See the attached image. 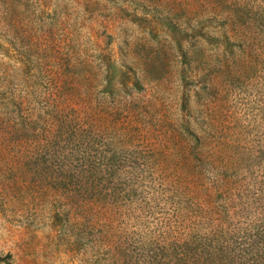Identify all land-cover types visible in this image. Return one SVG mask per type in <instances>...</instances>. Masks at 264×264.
<instances>
[{"label":"rangeland","instance_id":"obj_1","mask_svg":"<svg viewBox=\"0 0 264 264\" xmlns=\"http://www.w3.org/2000/svg\"><path fill=\"white\" fill-rule=\"evenodd\" d=\"M263 228L264 0H0V264Z\"/></svg>","mask_w":264,"mask_h":264},{"label":"trees","instance_id":"obj_2","mask_svg":"<svg viewBox=\"0 0 264 264\" xmlns=\"http://www.w3.org/2000/svg\"><path fill=\"white\" fill-rule=\"evenodd\" d=\"M237 243L231 246L210 240L193 247L186 242L191 250L185 246L181 255H129L123 263L114 258L111 264H264V228Z\"/></svg>","mask_w":264,"mask_h":264}]
</instances>
